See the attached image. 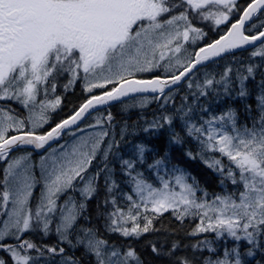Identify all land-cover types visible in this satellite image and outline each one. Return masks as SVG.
<instances>
[{
  "label": "snow or ice",
  "instance_id": "obj_1",
  "mask_svg": "<svg viewBox=\"0 0 264 264\" xmlns=\"http://www.w3.org/2000/svg\"><path fill=\"white\" fill-rule=\"evenodd\" d=\"M0 165V264H264V0H0Z\"/></svg>",
  "mask_w": 264,
  "mask_h": 264
},
{
  "label": "trees",
  "instance_id": "obj_2",
  "mask_svg": "<svg viewBox=\"0 0 264 264\" xmlns=\"http://www.w3.org/2000/svg\"><path fill=\"white\" fill-rule=\"evenodd\" d=\"M242 55L244 58H246L248 53L244 52ZM83 99H84V94L81 92L80 88L77 86L73 92H68L64 96L63 108L55 114L54 119L58 121L64 118L65 116L69 115L72 109L75 106H78L83 101ZM113 112L117 113L118 118H119L118 107L113 108ZM136 118L137 117H136L135 112H133L130 117L124 116V119H129V122L135 120ZM128 139L133 142H139V141L147 142V138L145 134L143 133H138L136 135L129 136ZM157 147H161V145L157 143ZM173 160L174 162L179 163L182 167L186 168L193 175H195L200 180L201 184L208 187L210 191L213 189L219 191V189L216 186L215 175L211 172V170L207 169L200 161L186 160L185 158L182 157V154L180 152L173 153ZM170 220L171 218L165 217L163 222L165 225H169ZM171 223L174 225L175 222L171 221Z\"/></svg>",
  "mask_w": 264,
  "mask_h": 264
},
{
  "label": "flooded vegetation",
  "instance_id": "obj_3",
  "mask_svg": "<svg viewBox=\"0 0 264 264\" xmlns=\"http://www.w3.org/2000/svg\"><path fill=\"white\" fill-rule=\"evenodd\" d=\"M241 2H242V3H245L246 0H241ZM75 89H76V88H75ZM75 89H74V90H75ZM74 90H73V91H74ZM60 91H62V90H60ZM73 91H70V92H73ZM65 95H66V94H65ZM65 95H64V96H65ZM63 105H64V104H63ZM63 105H62V108H63ZM38 155H39V153H37V157H38ZM0 166L2 167V165H0Z\"/></svg>",
  "mask_w": 264,
  "mask_h": 264
},
{
  "label": "rangeland",
  "instance_id": "obj_4",
  "mask_svg": "<svg viewBox=\"0 0 264 264\" xmlns=\"http://www.w3.org/2000/svg\"><path fill=\"white\" fill-rule=\"evenodd\" d=\"M217 111H219V109H217Z\"/></svg>",
  "mask_w": 264,
  "mask_h": 264
}]
</instances>
